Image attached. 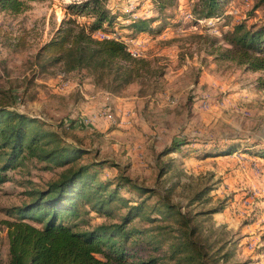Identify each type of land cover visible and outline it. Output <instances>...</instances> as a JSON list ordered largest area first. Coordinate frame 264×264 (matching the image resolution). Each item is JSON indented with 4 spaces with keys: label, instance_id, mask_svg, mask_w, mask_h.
Listing matches in <instances>:
<instances>
[{
    "label": "rangeland",
    "instance_id": "374dc122",
    "mask_svg": "<svg viewBox=\"0 0 264 264\" xmlns=\"http://www.w3.org/2000/svg\"><path fill=\"white\" fill-rule=\"evenodd\" d=\"M81 1H31L22 13L0 12V105L41 119L68 143H82L90 153L83 162L94 158L117 163L103 169L101 180L122 174L156 190L150 203L164 195L177 204L192 218L190 226L197 227L193 239L211 245V264H264V218L256 205L259 199H250L258 193L250 192L251 183L241 184L237 178L240 173L246 180L260 178L262 168L233 161L241 151L208 158L189 149L187 154L166 151L174 141L197 148L198 139L264 140V90L258 83L263 73L216 60L212 54L226 45L224 35L235 24H264V4L223 0L218 14L196 22L201 14L199 0H177L163 10L155 0H106L117 20L112 29L98 30L94 36L124 41L134 56L150 62L143 78L116 94L96 86L91 72L66 73L61 64L41 53L64 18L91 24L89 13L71 14L67 7ZM136 17L158 18L153 25L156 31L138 37L130 34L126 27L130 20L125 18ZM162 26L166 29L157 34ZM125 102L134 108L136 119L131 114L123 119L119 104ZM95 112L109 113L111 121H86ZM61 172L60 167L48 169L36 161L9 171L10 180L0 187V257L5 264L8 243L2 222L10 218L8 208L28 200V190L47 188ZM121 193L139 198L133 189ZM240 203L245 207L238 211ZM87 218L93 225L104 220L93 211ZM253 218L260 223L256 228ZM178 222L169 224L177 228ZM169 247L163 244L160 254L169 256ZM225 254L223 260L216 259ZM171 260L164 264H178V259Z\"/></svg>",
    "mask_w": 264,
    "mask_h": 264
},
{
    "label": "trees",
    "instance_id": "16d2710c",
    "mask_svg": "<svg viewBox=\"0 0 264 264\" xmlns=\"http://www.w3.org/2000/svg\"><path fill=\"white\" fill-rule=\"evenodd\" d=\"M31 1L46 0H0V12L22 13ZM155 1L160 10L177 2ZM224 2L199 0L201 14L196 22L214 17ZM263 4L264 0H259L256 7ZM67 7L71 14L89 13L91 24L64 18L41 53H47L52 62L61 64L66 73L91 72L94 84L111 93H121L144 77L150 67L148 59L134 56L124 41L94 36L96 31L110 30L116 23L117 16L106 0H82ZM125 19L130 20L126 27L135 37L156 31L153 25L158 18ZM165 29L162 26L156 33L161 34ZM224 42L226 45L220 46L218 52H212L216 60L235 62L247 71L262 72L258 83L264 90V24H235L225 33ZM197 142V148H189L192 146L187 142L174 141L166 151L185 153L189 149L200 158L241 151L264 159L261 139L215 138ZM89 154L82 143H68L59 130L47 129L41 119L0 105V187L10 180L9 171L31 161L45 163L48 169L62 168L59 178L47 188L28 190V200L8 208L6 213L10 218L2 222L7 230V264H164L171 259H178V264H211V258L214 260L208 250L211 245L193 239L197 227L190 226L192 218L177 204L164 195L150 203L156 190L138 185L122 174L101 180L104 168L118 164L107 159L81 161ZM123 189L135 190L139 198L125 197L121 193ZM92 211L104 220L93 225L87 218ZM170 220L179 221L178 227L173 228ZM163 244L171 248L167 257L160 254ZM226 255L216 259L221 261ZM0 264H5L1 257Z\"/></svg>",
    "mask_w": 264,
    "mask_h": 264
},
{
    "label": "crops",
    "instance_id": "0c3cea01",
    "mask_svg": "<svg viewBox=\"0 0 264 264\" xmlns=\"http://www.w3.org/2000/svg\"><path fill=\"white\" fill-rule=\"evenodd\" d=\"M118 98L119 99H123V98H120V97H118ZM119 109H120V114L123 116V119H126V117H127L126 114L127 115L131 114L130 117H134L135 116L134 118L135 119L137 118L136 115H135V112H134L135 110L132 107V105L128 106V105H126V102H125L124 105L123 104H119ZM94 110L95 109H93L92 111H94ZM127 127H130V125H128ZM232 160L237 162V164L239 162L240 163L245 162L250 169H251L252 165H259L262 168V173H260L261 174L260 178H255L254 180H252V179L246 180V177L243 176L244 175L243 173H240L237 178H238V182L241 183V184L251 183L250 184V188L252 187V189L250 190V192L257 190L256 192L258 193L257 194L258 196H254V197H252L250 199H251V201H252V199L255 200L256 198L259 199V201L256 202V205H258L260 207L259 211H260V213H262V218H264V159H261L259 157H255V156L254 157L253 156H249V155H246V154L242 153V154H240V157L232 158ZM241 166H242V164H241ZM240 169H241V167H240ZM250 173L253 174V170L250 171ZM244 194H246V193H244ZM238 196H241V194L238 195ZM241 197H245V196H241ZM252 204H254V203H252ZM243 207H245V205L240 203V205H237V210L240 211V210L243 209ZM259 225H260V223L255 221L254 227L256 228ZM258 259H259V257H258Z\"/></svg>",
    "mask_w": 264,
    "mask_h": 264
},
{
    "label": "built area",
    "instance_id": "2783aa9c",
    "mask_svg": "<svg viewBox=\"0 0 264 264\" xmlns=\"http://www.w3.org/2000/svg\"><path fill=\"white\" fill-rule=\"evenodd\" d=\"M111 121L109 119V113H99L95 112V114H92V116L87 117L86 121H94V122H103V121Z\"/></svg>",
    "mask_w": 264,
    "mask_h": 264
}]
</instances>
